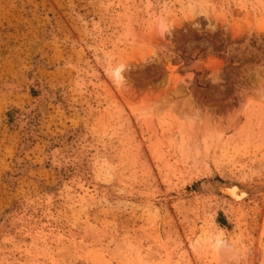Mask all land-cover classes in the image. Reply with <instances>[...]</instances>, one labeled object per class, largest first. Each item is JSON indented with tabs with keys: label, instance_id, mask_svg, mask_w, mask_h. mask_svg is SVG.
Listing matches in <instances>:
<instances>
[{
	"label": "rangeland",
	"instance_id": "obj_1",
	"mask_svg": "<svg viewBox=\"0 0 264 264\" xmlns=\"http://www.w3.org/2000/svg\"><path fill=\"white\" fill-rule=\"evenodd\" d=\"M165 89L243 115L185 160ZM260 100L264 0H0V264H219L218 229L264 264Z\"/></svg>",
	"mask_w": 264,
	"mask_h": 264
},
{
	"label": "clouds",
	"instance_id": "obj_2",
	"mask_svg": "<svg viewBox=\"0 0 264 264\" xmlns=\"http://www.w3.org/2000/svg\"><path fill=\"white\" fill-rule=\"evenodd\" d=\"M199 15L205 14L201 10L194 11L188 20H194ZM194 27H199V25H194ZM211 78L214 84L222 83L220 67L212 72ZM169 87L172 88L170 85ZM166 92L167 89L153 96L148 103L142 106L141 111L148 118H163L169 114L178 118L180 132L173 138L171 144L177 154L185 160L202 158L243 115V112L235 111L227 117H217L211 112H201L192 106L189 100L183 101L190 112L183 119L173 111L175 103L170 104L168 109L160 114L158 106L164 101ZM258 102L264 103V100ZM205 244L208 251L218 258L219 264H248L246 251L239 246L235 238L229 236L222 229L213 230L206 235Z\"/></svg>",
	"mask_w": 264,
	"mask_h": 264
},
{
	"label": "bare ground",
	"instance_id": "obj_3",
	"mask_svg": "<svg viewBox=\"0 0 264 264\" xmlns=\"http://www.w3.org/2000/svg\"><path fill=\"white\" fill-rule=\"evenodd\" d=\"M123 68H124V65H121V66H118V67H116V68L114 69V74H113V76H114V80H115L118 84H120V82L122 81V78H123V73H122ZM191 105H192V103H191ZM192 106H194L195 108H197V106H195V105H192ZM197 109H198V108H197ZM179 112H180V114L183 116V118H184L187 114H190L189 109H188V107L185 106V104H183V105L181 106ZM236 191H238V190H237L236 188H234L233 190H231V193L234 194V193H236ZM239 196H242V194L239 195ZM240 198H241V197H240Z\"/></svg>",
	"mask_w": 264,
	"mask_h": 264
}]
</instances>
